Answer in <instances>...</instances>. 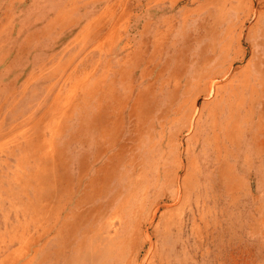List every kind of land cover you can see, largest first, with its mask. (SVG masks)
I'll return each instance as SVG.
<instances>
[{"label": "rangeland", "instance_id": "374dc122", "mask_svg": "<svg viewBox=\"0 0 264 264\" xmlns=\"http://www.w3.org/2000/svg\"><path fill=\"white\" fill-rule=\"evenodd\" d=\"M0 264H264V0H0Z\"/></svg>", "mask_w": 264, "mask_h": 264}, {"label": "bare ground", "instance_id": "6f19581e", "mask_svg": "<svg viewBox=\"0 0 264 264\" xmlns=\"http://www.w3.org/2000/svg\"><path fill=\"white\" fill-rule=\"evenodd\" d=\"M221 32H222V31H221ZM221 32H220V33H221ZM241 35H242V31L240 32V37H241ZM217 39H218V38H217ZM203 43H204V42H203ZM203 43L200 44V47L203 45V46L200 48V52H199L200 55H201V58H202V56L205 55L208 51H212V52L214 53L215 50L218 49V48L216 47V45H215L214 48L210 49V48H209V44H205V43L203 44ZM229 64H230V63H229ZM202 69H203V68H202ZM229 70H231V66L228 67V69L226 70L225 74H227ZM246 72H247V71H246ZM219 73L222 74V71L218 72V74H219ZM247 73H248V72H247ZM218 74H215V75H218ZM220 76H222V75H220ZM249 76H250V74H249ZM252 76H253V75H251L250 77H252ZM215 78H216V77H215ZM244 78H246V77H244ZM244 78H243V79H244ZM218 79H220V78H218ZM245 80H246V79H245ZM215 81H217V80H215ZM215 81L212 80L211 83L208 85V87H209L208 89H209V93H210V94L213 93L214 90H215V87H216V82H215ZM217 83H218V82H217ZM245 85H246V83H245ZM254 90H255V89L253 88V91H254ZM253 91H252V92H253ZM231 120H232V119H231ZM229 135H230V134H229Z\"/></svg>", "mask_w": 264, "mask_h": 264}]
</instances>
